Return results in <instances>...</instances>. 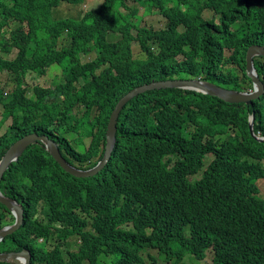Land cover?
I'll list each match as a JSON object with an SVG mask.
<instances>
[{"label":"trees","instance_id":"16d2710c","mask_svg":"<svg viewBox=\"0 0 264 264\" xmlns=\"http://www.w3.org/2000/svg\"><path fill=\"white\" fill-rule=\"evenodd\" d=\"M84 2L0 0V76L12 78L8 91L0 87V125L10 120L0 159L36 133L73 166L94 167L117 101L153 81L252 89L245 55L264 46V0H102L76 17L58 14ZM139 8L162 14L164 27L139 25ZM253 62L264 83V57ZM52 65L63 67L53 85L25 82ZM252 113L253 132L264 137V93L246 105L189 89L145 90L123 105L110 159L88 177L66 172L34 142L0 180L23 208L0 251L25 248L31 264H145L154 252L171 264H186V255L209 256L202 264H264V141L250 133ZM13 222L0 203V229Z\"/></svg>","mask_w":264,"mask_h":264},{"label":"water","instance_id":"95a60500","mask_svg":"<svg viewBox=\"0 0 264 264\" xmlns=\"http://www.w3.org/2000/svg\"><path fill=\"white\" fill-rule=\"evenodd\" d=\"M255 56L264 57V46L252 44L248 46L245 55V73L251 79L252 89L247 91H236L220 87L209 81L202 79H173L164 81H154L134 87L123 95L112 109L107 128H106V143L102 159L90 169H80L70 164L59 151L57 143L50 139L47 135H38L36 133H29L14 141L10 147L7 148L3 157L0 159V180L3 173L8 169L11 163L17 161L18 157L23 151L36 141H41L46 151L53 157V159L68 173L77 177H88L100 171L109 161L111 152L115 144L116 126L120 111L123 105L132 97L145 90L161 89V88H181L190 89L210 96L217 97L228 103H244L250 105L253 100L259 98L264 93V83L260 80L256 67L253 62ZM254 113L249 117V130L251 135L258 141H264L253 132ZM0 203L13 214L14 222L10 225L4 226L0 229V242L6 235L16 231L23 223V208L14 199L4 195L0 190ZM0 261L10 262L13 264H31V255L29 250L22 249L21 251L2 252L0 251Z\"/></svg>","mask_w":264,"mask_h":264},{"label":"rangeland","instance_id":"374dc122","mask_svg":"<svg viewBox=\"0 0 264 264\" xmlns=\"http://www.w3.org/2000/svg\"><path fill=\"white\" fill-rule=\"evenodd\" d=\"M101 2H102V0H85V2L82 5L80 3L75 4L79 8H77V6L62 5L58 11V14L63 16V15H67V14L69 15L73 11H76L73 13V14H75V17H76L82 9L90 10L92 8H95V6H97ZM121 10H123V8H121ZM138 14L142 15V9L141 8L138 9ZM205 15L207 17H209V13H205ZM63 17H66V16H63ZM164 23H165L164 18L160 14H158L156 11H153L150 15L143 14L139 25H147V26L157 28V27L163 26ZM116 37H117V34H115V33L110 34V38L116 39ZM132 47H133V51L135 53L137 51L136 42L132 43ZM92 55L93 54L88 55V56L84 55L82 61L84 62V61L89 60L90 57H93ZM3 56L5 58L14 57L15 51H12L10 54L3 53ZM62 69H63V67L58 68L57 66L52 65V66L48 67L47 72L44 75H39V74H36L34 72H29L26 75L27 77H26L25 82L26 83L28 82L31 86L35 85V84L53 85L55 83V81H57V79L58 80L61 79L58 76L62 75V73H61ZM11 79L12 78L9 75L0 76V87L3 88L4 91H8L9 87L12 86ZM4 93H5L4 96L7 97V99H9L10 93L9 92H4ZM1 118H2V114L0 111V121H1ZM9 123H10V120L7 119L2 125H0V135L5 132ZM71 139L72 138L70 137V140ZM84 142H85V144L89 143L88 137L85 138ZM75 145H76L77 149L82 148V146L79 144L75 143ZM262 192H264V182L262 184ZM5 216L7 219L11 220L10 214L5 213ZM12 216H13V214H12ZM75 239H76V237H72V239L71 238L69 239L70 241H67L69 243V248L71 250L75 249V241H74ZM152 255H153L154 259L147 257L145 260V264H171L174 261L173 258L169 259V260H165L163 257L158 256L155 252ZM206 261L210 262L209 256H207L203 262H206ZM184 262L186 264H202L203 263L202 261L196 260L194 257H192L190 255H186V257L184 258Z\"/></svg>","mask_w":264,"mask_h":264},{"label":"clouds","instance_id":"9594fccd","mask_svg":"<svg viewBox=\"0 0 264 264\" xmlns=\"http://www.w3.org/2000/svg\"><path fill=\"white\" fill-rule=\"evenodd\" d=\"M124 9V8H123ZM142 9V8H141ZM158 13V12H157ZM142 14H143V9H142ZM159 14V13H158ZM161 16H162V14H160ZM163 17V16H162ZM164 18V17H163ZM164 20H165V23H166V19L164 18ZM140 21H141V19H140ZM140 21H139V23H140ZM165 23H164V25H165ZM164 25L163 26H160V27H157V28H155V29H158V28H161V27H164ZM141 26H146V27H151V26H147V25H141ZM151 28H154V27H151ZM111 33H115V34H117V37H116V39L118 38V36H119V34L117 33V32H109V34L107 35L108 36V39L109 40H115V39H112V38H110V34ZM170 80H173V79H170ZM160 81H164V80H160ZM154 82V81H153ZM151 83V82H150ZM190 90V89H189ZM248 90H251V89H248ZM194 91V90H193ZM244 91H247V90H244ZM197 92V91H196ZM256 136L257 137H259V138H263L264 139V137L263 136H261V134L259 133V132H257L256 133Z\"/></svg>","mask_w":264,"mask_h":264}]
</instances>
